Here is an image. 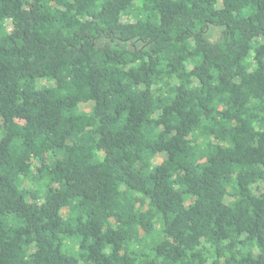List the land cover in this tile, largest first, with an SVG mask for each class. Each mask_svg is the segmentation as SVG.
I'll use <instances>...</instances> for the list:
<instances>
[{
    "label": "trees",
    "instance_id": "16d2710c",
    "mask_svg": "<svg viewBox=\"0 0 264 264\" xmlns=\"http://www.w3.org/2000/svg\"><path fill=\"white\" fill-rule=\"evenodd\" d=\"M0 121V264H264V0H0Z\"/></svg>",
    "mask_w": 264,
    "mask_h": 264
},
{
    "label": "rangeland",
    "instance_id": "374dc122",
    "mask_svg": "<svg viewBox=\"0 0 264 264\" xmlns=\"http://www.w3.org/2000/svg\"><path fill=\"white\" fill-rule=\"evenodd\" d=\"M211 38H212V39H216V38H218V33H217L216 31H214V32L212 33V35H211ZM41 83L50 84V83L47 82V81H42V82L38 81V85H40ZM90 107H91V103H85V104H81V105H80V109H81V110H85V111L89 110ZM0 122H1V121H0ZM163 157H164L163 154L158 155V159H161V158H163Z\"/></svg>",
    "mask_w": 264,
    "mask_h": 264
}]
</instances>
